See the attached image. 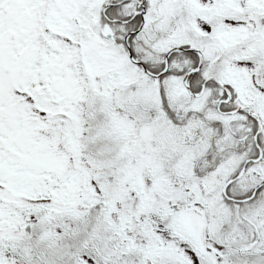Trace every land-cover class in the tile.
I'll return each instance as SVG.
<instances>
[{"label":"snow or ice","instance_id":"obj_1","mask_svg":"<svg viewBox=\"0 0 264 264\" xmlns=\"http://www.w3.org/2000/svg\"><path fill=\"white\" fill-rule=\"evenodd\" d=\"M0 264H264V0H0Z\"/></svg>","mask_w":264,"mask_h":264}]
</instances>
